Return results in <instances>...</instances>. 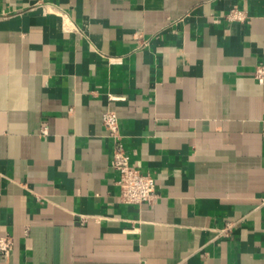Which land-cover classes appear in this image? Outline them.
Returning <instances> with one entry per match:
<instances>
[{
	"label": "crops",
	"instance_id": "obj_1",
	"mask_svg": "<svg viewBox=\"0 0 264 264\" xmlns=\"http://www.w3.org/2000/svg\"><path fill=\"white\" fill-rule=\"evenodd\" d=\"M259 65L264 0H0V264H264Z\"/></svg>",
	"mask_w": 264,
	"mask_h": 264
},
{
	"label": "built area",
	"instance_id": "obj_2",
	"mask_svg": "<svg viewBox=\"0 0 264 264\" xmlns=\"http://www.w3.org/2000/svg\"><path fill=\"white\" fill-rule=\"evenodd\" d=\"M225 16L230 20L243 19L242 11L237 7L231 8ZM254 77L259 83H264V66L259 65L256 67ZM101 122L114 143L110 164L117 172L116 184L119 189V199L127 204L153 202L157 197L155 179L151 173L142 172L131 164L122 142L116 113L113 110H105L101 115ZM44 131V128H42L41 132L44 133ZM231 225L232 223H226L220 229V233L229 230ZM11 245L12 239L10 236L0 237V252L2 254H8Z\"/></svg>",
	"mask_w": 264,
	"mask_h": 264
}]
</instances>
